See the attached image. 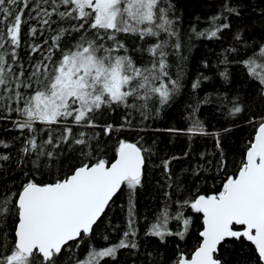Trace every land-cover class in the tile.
Returning <instances> with one entry per match:
<instances>
[{"label":"snow or ice","instance_id":"6c2138e0","mask_svg":"<svg viewBox=\"0 0 264 264\" xmlns=\"http://www.w3.org/2000/svg\"><path fill=\"white\" fill-rule=\"evenodd\" d=\"M203 3L0 0V264H264V0Z\"/></svg>","mask_w":264,"mask_h":264},{"label":"trees","instance_id":"16d2710c","mask_svg":"<svg viewBox=\"0 0 264 264\" xmlns=\"http://www.w3.org/2000/svg\"><path fill=\"white\" fill-rule=\"evenodd\" d=\"M182 5L185 10V17L186 22L191 19L192 15L194 13H201V14H207V10L204 7L203 0H182ZM220 51L219 45L215 43H208V44H199L194 49H192L190 55L192 57L191 63H192V70L195 71L196 68L199 67L200 61L202 58H207L210 60L215 61V55L214 53L218 54ZM209 111V109H205V112ZM178 119V115L175 112H170L166 120H162L159 122V126L161 128L167 127L169 123L174 122ZM248 133L247 128H241L238 129L233 137V140L229 141V143H240ZM159 143L160 147L163 149V151L171 153V152H179L181 149L184 148V143L182 140H175L174 142H170V137L165 134H161L159 136ZM143 204V199H142ZM171 249V245L169 246ZM243 255L237 251L232 253L229 256V259L231 260L232 264H241L243 261Z\"/></svg>","mask_w":264,"mask_h":264}]
</instances>
